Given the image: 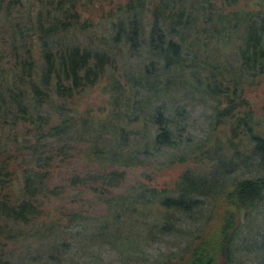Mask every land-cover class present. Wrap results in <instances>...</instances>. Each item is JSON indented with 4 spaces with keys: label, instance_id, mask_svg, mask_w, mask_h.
<instances>
[{
    "label": "trees",
    "instance_id": "1",
    "mask_svg": "<svg viewBox=\"0 0 264 264\" xmlns=\"http://www.w3.org/2000/svg\"><path fill=\"white\" fill-rule=\"evenodd\" d=\"M79 1L52 0L46 5L48 8L29 19L30 25L22 27L16 22L7 42L11 68L5 69L0 57V131L4 133L10 127L8 144H15L17 152L26 150L23 153L29 156V166L19 174L18 168L10 166L18 156L7 154L6 142L5 148H0V264H27L24 256L21 262L13 261L6 253V243L23 235L20 225H36L42 217L34 235L50 238L49 250L46 256L37 251L32 260L44 257L51 264H60L64 255L73 251L74 244L69 240L73 224L60 228L58 222H46L43 199L60 194L51 185L53 173L56 163L74 150L76 140L87 146L84 155L95 163L128 166L142 162L153 152L179 148L183 143L191 146L188 155L196 157L194 152L203 150L206 154L210 136L194 141L185 135L189 118L186 102L195 103L197 95L210 110L206 117L210 116L211 127L233 119L231 137H243L241 148L233 149L228 162L217 160L215 175L222 178L225 171H246L251 167L258 174L228 185L218 184L216 177L205 182L186 176L181 177L173 192L137 187L135 192L112 196L109 217L113 222L125 221L126 216L133 219V232L128 229L124 234L113 235L109 221H104L98 235L111 245L116 242L115 247L124 258L139 253L142 264H231L233 255L240 250L236 238L242 212L249 213L264 202V124L253 122L248 109L243 115L235 114L247 105L243 97L244 87L249 85L246 82L264 76V0L263 12L243 14L236 7L240 0H220L227 11L219 13L211 7L207 10V0L199 5L197 0H185L184 5L183 0H127L112 18H105L111 23L95 35L91 23L83 21L76 9ZM21 4V0H0V11L9 12ZM73 31L88 33L92 41L83 44L62 40ZM202 36L221 42L220 50L226 55L223 65H213L209 56L201 54L200 48L206 44L200 40ZM127 61L136 63V67L130 69ZM230 64L233 71L229 70ZM100 85L109 95L112 111L104 112L103 106L99 109L103 116H96L92 110L79 114L73 105L76 99ZM128 89L130 95L125 93ZM140 90L145 91L143 96ZM173 91L182 96L176 97L178 103L169 106L161 98ZM140 121L141 128L131 126ZM147 121L155 130L148 128ZM91 135L96 142L87 140ZM188 155L179 159L187 160ZM170 159L175 156L170 155ZM120 177L115 170L92 171L84 180L99 182L107 189L100 193L108 194L109 187L116 185ZM79 179L75 174L72 184ZM14 181L20 183L12 194L8 190ZM198 196H211L214 203L204 204ZM146 204L159 209L149 217ZM76 215L70 213L69 221H75L79 217ZM174 215L189 220L201 218L204 228L187 233L189 237L177 253L178 260L175 253L152 259L146 250L150 242H157L164 235L182 234L177 226L180 218ZM252 215L256 222L258 214ZM256 225L260 228L257 226L253 240L241 247L252 252L250 260L254 264H264V220ZM139 233L142 238L137 237Z\"/></svg>",
    "mask_w": 264,
    "mask_h": 264
},
{
    "label": "rangeland",
    "instance_id": "2",
    "mask_svg": "<svg viewBox=\"0 0 264 264\" xmlns=\"http://www.w3.org/2000/svg\"><path fill=\"white\" fill-rule=\"evenodd\" d=\"M51 1L52 0H21L22 4L11 7L9 12L6 10L0 11V57L3 58L2 61L4 62L5 69L11 68L12 65V61L10 60L12 57L10 48L7 47L11 27L16 24V22L18 24L22 23V27L30 25L28 22L29 19H34L39 10H45V8H48ZM126 1L127 0H80L76 3V9L81 15L83 21H86L87 24L91 23L92 34L95 35L99 34V32L103 30V26L106 27L109 22L111 23L109 19L105 20V18L109 16L111 17L112 14L117 12V9L120 6L124 7ZM200 1L202 0H197L198 5L200 4ZM182 4H185V0H183ZM205 4L207 6V10L211 7V10H216V13L227 11L225 6L221 5L220 0H207ZM52 7H54V5ZM236 7L242 14L243 12H251L252 10H260L263 12V10H261L263 9L261 6V0H240ZM145 14V16L148 17L149 12ZM198 25L202 26L204 23H199ZM206 26L207 28L209 27L208 24L205 25V27ZM202 35L204 36V34ZM203 36L200 40L204 39ZM62 40L69 43L83 44L92 41L88 33L84 34L74 31L65 36ZM204 40L206 44L204 47L202 46V48H200L201 54L209 56L210 58H208L213 65L217 62L223 65V55L225 54H223L220 50L221 42H215L214 39ZM35 47L37 48V45H35ZM226 50H229V48ZM228 58L230 59V63L234 64V61L230 57ZM127 64L130 69L132 67H136V63L134 62L132 63L127 61L126 65ZM125 69L127 68L125 67ZM125 69L122 70L126 72ZM232 69L233 66L230 64L229 70ZM225 76L228 77L227 75ZM219 78L220 77H218V80H221ZM246 84L249 85H245L243 97L245 98L247 105L241 107L235 114L237 116L243 115V111L248 109L253 122L260 121L264 124V76L257 78L251 83L246 82ZM102 86L103 85H100L93 91L76 99V102H74L73 105L74 107L76 106L79 114H84L87 110H92L96 116H100L101 113L99 112V109L103 106H106L104 112L112 111L109 105V95L102 90ZM129 91H131V89L125 90L126 95H130ZM140 93L141 96H143L145 91L140 90ZM181 96L182 95L178 91H173L169 92V94L161 99L167 101L169 106H173L178 103L175 100L176 97ZM195 100V103L186 102V105H188L187 111L189 118L187 119L185 135L188 134L192 136L194 141L205 139L210 136L211 140L205 146V148L208 149L206 154L204 153L205 150H203V152H194L196 157L188 155L190 154L189 152L191 151V146L183 143V145H180L179 148H163L160 152H153L154 155L144 157L142 162L136 164L131 163L128 166H124L122 164L116 165L108 162L95 163L93 159L87 158L84 155L83 149L87 148V146L84 145L82 141L76 140V142L73 143L76 147H74V150L70 151V155L68 157H63L64 160L62 162L56 163V169L53 173L51 185L56 186V190H58L60 194L58 196L48 195V198L43 199L45 219L46 222H58V224H60V228L68 224H73L74 226L73 230L70 231L73 236L69 239L74 244L73 251L67 252L64 255V262H61L60 264H142L139 259V253L135 254L137 257L130 254V258H124V255L115 247L117 246L116 242L111 245L110 243H107L106 240L103 241V239H101L98 235L104 221H109L110 230H108L113 235L124 234L128 229L132 231V227L134 225L133 219L126 216L125 221L121 220L119 222H113V218L109 217L107 210H109V198L112 196L134 191L137 187H153L159 190H169L173 192L180 184L181 179L186 176L189 178H202L205 182H208L216 177L218 178V184L228 185L237 179L243 177H255L258 174L256 168L251 167L246 171H241L239 169L235 171H225L226 174L222 178L215 175L214 168L217 160L222 158V160L228 162L230 155L234 154L232 152L233 149L237 151L238 148H241L242 145L240 143H242L243 137H231L230 124L233 119H229V122L222 125L211 127L208 122L210 120V116L206 117L210 113L208 106L202 104L198 95L193 99V101ZM147 123L148 128L155 130V127H153L151 123L148 121ZM142 124V121H140L131 126H138V128H141ZM6 129L4 133L0 131V148L4 149V144L6 142L7 154L18 156L15 162L11 160L10 166L11 168H18V172L20 174L22 168L29 166L27 163L29 161L26 160L29 156L23 153L26 150L19 152L14 150L15 144L10 147L8 144V141L11 140L9 132L10 127L7 130ZM87 140L92 143L97 141L96 138L92 137V135L91 137H87ZM230 140L232 143H230ZM54 145L55 142H53V146ZM134 153L139 155V151H135ZM170 155L175 156V159H170ZM182 155H188L187 160H183V157L179 159ZM17 164L21 165L17 167ZM112 170H115V173H117V175L120 174L121 177L116 185L109 187L108 194L100 193L101 191L104 192V190L107 189L102 188L99 182L94 183L91 180H84V178L92 171L103 173ZM75 174H77L81 179L72 184V177H74ZM19 183L14 181L12 187L10 186V190L8 191H11L12 194L15 193L19 187ZM92 188H96L99 192L92 190ZM224 189L225 190L223 192L225 193L227 191V187ZM198 198L203 199L204 204L207 205L209 203H214L211 196H198ZM130 203L133 204V201H130ZM138 204L135 205L138 206ZM146 206V214L149 217H151L153 211L159 209L157 208V205L154 204L153 206L146 204ZM254 212L258 214V220L256 222H263L264 202L260 208L254 209L249 213L244 211L242 212L238 237L236 236V244L240 250L235 252L233 255L231 264H254V262L250 260L253 256L252 252L246 251L242 249L243 247H241L245 243L247 245L249 240H253L255 231H257L258 225H256L255 218H253L255 214L252 215ZM70 213H76V217L79 214V217L76 218L75 221L70 222ZM174 216H178L180 218L178 219L177 226L180 230H182V234L174 236L164 235L161 240L154 243L150 242V246L147 247L146 250L149 251L152 259L153 257H158L162 254L168 255L175 253V258L178 260L177 253L180 252V248L185 245L186 240L189 237L187 233H192L197 228H199V230L204 228L202 225L204 220L201 218L189 220L185 219L184 216L182 217L181 215ZM43 220L44 218L42 217L36 225H20V229L22 231L24 230L23 235H18L16 238L8 240L5 249L7 255L13 261L19 260L21 262L20 258L21 256H24L22 259H24V262L27 264H51V262L45 261L46 259L44 257L38 261L32 260L33 256L38 255L37 251L41 252L44 256L48 254V240L50 238L38 237L37 234L34 235L36 232L35 229L39 228V223ZM259 226L258 228H260ZM87 234H90V236ZM106 234L107 233H105V235ZM138 236L141 237L142 235L139 233L137 237ZM140 250H142V247Z\"/></svg>",
    "mask_w": 264,
    "mask_h": 264
}]
</instances>
